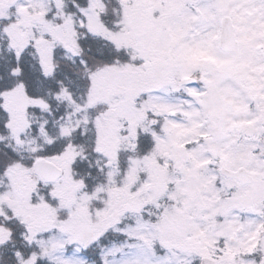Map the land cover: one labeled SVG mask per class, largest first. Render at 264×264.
<instances>
[{"label": "snow or ice", "instance_id": "snow-or-ice-1", "mask_svg": "<svg viewBox=\"0 0 264 264\" xmlns=\"http://www.w3.org/2000/svg\"><path fill=\"white\" fill-rule=\"evenodd\" d=\"M0 264H264V0H0Z\"/></svg>", "mask_w": 264, "mask_h": 264}]
</instances>
